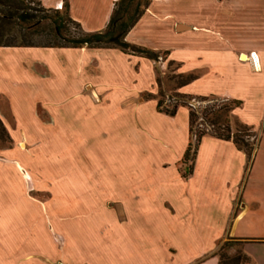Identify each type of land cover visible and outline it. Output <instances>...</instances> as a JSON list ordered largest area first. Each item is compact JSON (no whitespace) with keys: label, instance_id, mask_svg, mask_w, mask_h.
Instances as JSON below:
<instances>
[{"label":"crops","instance_id":"crops-1","mask_svg":"<svg viewBox=\"0 0 264 264\" xmlns=\"http://www.w3.org/2000/svg\"><path fill=\"white\" fill-rule=\"evenodd\" d=\"M116 1L67 0V15L98 32ZM123 41L191 75L178 92L239 101L252 152L204 135L183 178L188 112L157 109L153 60L0 47V264H218L225 237L264 264V0H151Z\"/></svg>","mask_w":264,"mask_h":264},{"label":"trees","instance_id":"trees-1","mask_svg":"<svg viewBox=\"0 0 264 264\" xmlns=\"http://www.w3.org/2000/svg\"><path fill=\"white\" fill-rule=\"evenodd\" d=\"M25 0H0V47H19L9 42H1L3 37L5 25L10 22H14V25L18 27L19 32H30L35 28L46 25L49 30V35L52 41L56 42L52 45H46L42 48H90V49H105V48H118L120 51L139 56L151 60H155L157 54L153 51L145 48L137 47L128 44L123 41L125 34L135 24L138 18L141 16L147 5L151 0H118L114 3L112 11L110 13L108 22L105 28L98 32H84L81 31L79 36H65L67 32L65 28V22L71 21L67 15V0H63L62 6L59 10L51 8H43L40 2H36L34 7H29ZM31 2V1H30ZM115 38L114 40H112ZM29 45V44H26ZM30 47V46H23ZM193 77L187 76L183 81L178 83V87L188 84L192 81ZM178 98H185L184 95H178ZM191 97L188 96V100ZM199 101L207 102L205 97L198 98ZM226 105L213 109L212 106L204 107L200 112V116H196L195 112L190 108L188 104V135L189 143L184 151L182 157V163L190 161V165L182 177L185 178L190 174L192 161L194 159L195 151L199 140L204 135H210L221 140H231L232 143L239 150L246 152L247 140L244 137H249L252 133H248L245 136H234L229 132V128L223 126L220 128L215 125L221 114L228 113L237 108L240 105L239 101L226 100ZM176 106V105H175ZM181 106V104H178ZM157 109L159 110V102H157ZM176 107L172 106L170 109L159 110L166 115L172 116ZM200 118L201 123H208L212 130H196L192 128V125L196 120ZM229 118V117H228ZM206 122H205V121ZM244 129H250L249 127L241 124ZM0 131L6 139V147H9L10 140L8 139L4 129L0 124ZM253 135V134H252ZM192 140V142H191ZM245 262V258L242 263ZM220 264V263H218ZM240 264V263H236Z\"/></svg>","mask_w":264,"mask_h":264},{"label":"rangeland","instance_id":"rangeland-1","mask_svg":"<svg viewBox=\"0 0 264 264\" xmlns=\"http://www.w3.org/2000/svg\"><path fill=\"white\" fill-rule=\"evenodd\" d=\"M31 1V2H30ZM27 2V0L24 1ZM36 2H40V0H28L26 3L29 7H34V4ZM41 4V3H40ZM42 6V5H41ZM45 8L44 6H42ZM47 9V8H46ZM65 28L67 30L65 36H79L81 33L80 27L74 23L73 21H66L65 22ZM3 37L1 39V42H9L11 44H14L15 46L23 47V46H30V47H43L46 45H52L56 42L52 41L49 30L47 29L46 25H41L35 30L28 31V32H19L18 27L14 25V22H10L8 25H5ZM29 44V45H26ZM149 50V49H147ZM151 51V50H150ZM157 54V57L154 62V68L155 73V81H156V92L153 94V98L156 102H159V110H165L170 109L172 106L178 108H184L188 112V104L190 105V108L195 112L196 116H200V112L204 107L212 106L213 109H216L218 107H223L226 105V98H219L216 96H199V95H188V94H182L178 92V83L183 81L187 76L186 74H179L178 73V67L179 64L176 62L167 61L166 54L163 51H153ZM178 95H184L185 98H178ZM188 96L191 97V99L188 100ZM144 99L147 97L146 95L142 96ZM205 97L208 100L207 102L199 101L198 98ZM178 104H181V106H178ZM176 105V106H175ZM175 109V110H176ZM182 114V113H181ZM230 114L224 113L221 114L219 117L218 122L213 126H219L222 128L223 126H226L229 128V132L233 134L234 136H245L248 133H252L250 129H244L241 127V123L236 121H231L228 117ZM205 121V120H204ZM206 122V121H205ZM192 128L195 129V131L198 130H212L211 126L206 122L201 123L200 118L196 120V122L193 123ZM179 130H181L179 126ZM180 135V133L178 134ZM254 136V134L250 135L248 138L244 137V140H247V148L246 152L249 154L252 152V143L254 144V140H251V137ZM253 138V137H252ZM192 142V140H191ZM7 146L6 139L4 138V135H2V132L0 131V150L5 149ZM190 161H186L185 163H182L180 166V172L184 173L188 166L190 165ZM261 174H256L255 182L257 183H264V178H261ZM253 181V180H252ZM248 182H251V178H249ZM49 195L47 193H39L34 195V199H39L40 201L45 200ZM242 241L235 240L233 238L225 237L224 239L220 240L216 246V252L215 254L218 257L220 264H244L247 263L246 256L243 255L241 248H242ZM245 258V262L242 263V261Z\"/></svg>","mask_w":264,"mask_h":264},{"label":"built area","instance_id":"built-area-1","mask_svg":"<svg viewBox=\"0 0 264 264\" xmlns=\"http://www.w3.org/2000/svg\"><path fill=\"white\" fill-rule=\"evenodd\" d=\"M56 7H58V6H56ZM56 10H59V9H56ZM249 60L252 62L253 65L256 63V58L254 57L253 54H249Z\"/></svg>","mask_w":264,"mask_h":264},{"label":"water","instance_id":"water-1","mask_svg":"<svg viewBox=\"0 0 264 264\" xmlns=\"http://www.w3.org/2000/svg\"><path fill=\"white\" fill-rule=\"evenodd\" d=\"M115 38H113L112 40H114Z\"/></svg>","mask_w":264,"mask_h":264}]
</instances>
